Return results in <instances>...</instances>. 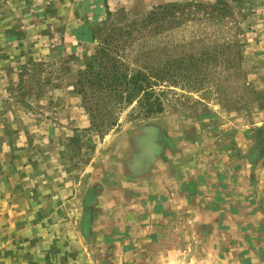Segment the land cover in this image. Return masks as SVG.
Masks as SVG:
<instances>
[{"label":"rangeland","instance_id":"rangeland-1","mask_svg":"<svg viewBox=\"0 0 264 264\" xmlns=\"http://www.w3.org/2000/svg\"><path fill=\"white\" fill-rule=\"evenodd\" d=\"M160 7L174 15L138 38ZM258 116L264 0H0V264L62 262L2 244L14 229L21 245L25 224L44 235L76 225L124 131L156 124L176 147H208L213 128Z\"/></svg>","mask_w":264,"mask_h":264},{"label":"crops","instance_id":"crops-1","mask_svg":"<svg viewBox=\"0 0 264 264\" xmlns=\"http://www.w3.org/2000/svg\"><path fill=\"white\" fill-rule=\"evenodd\" d=\"M231 121L213 128L208 147H176L156 124L124 131L70 214L76 225L44 235L41 223L25 224L23 243L9 230L3 252L36 262L54 253L60 264H264V116Z\"/></svg>","mask_w":264,"mask_h":264},{"label":"trees","instance_id":"trees-1","mask_svg":"<svg viewBox=\"0 0 264 264\" xmlns=\"http://www.w3.org/2000/svg\"><path fill=\"white\" fill-rule=\"evenodd\" d=\"M174 5H169L168 8H172ZM167 7H160L161 10H152L150 13H148V15H146L145 19L143 21H141V24L140 26H138L136 29H135V32L137 33V37L140 38V36L142 35L141 33H139V31L141 29H144L145 27H150V26H161L163 25V23L167 22V17L170 15H174L172 14V12H168ZM177 18H179L177 16ZM143 24V26H142ZM128 35L131 37V33L129 32ZM158 77H160L158 75ZM137 85V83H135ZM136 85L134 87H136ZM139 87H142V86H139Z\"/></svg>","mask_w":264,"mask_h":264}]
</instances>
